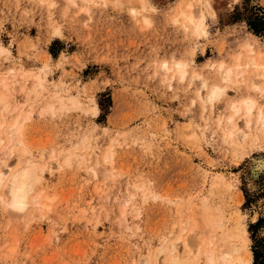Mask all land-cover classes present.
I'll list each match as a JSON object with an SVG mask.
<instances>
[{"label": "rangeland", "instance_id": "374dc122", "mask_svg": "<svg viewBox=\"0 0 264 264\" xmlns=\"http://www.w3.org/2000/svg\"><path fill=\"white\" fill-rule=\"evenodd\" d=\"M188 2L186 13L205 14L200 34L177 17ZM205 2L0 0V48L9 51L0 54V80L19 109L1 115L8 123L20 111L31 114L20 138L40 165L47 162L34 190L50 204L10 217L0 206V264H166L167 252L158 251L179 237L184 264L198 251V264H208L205 252L217 257L231 249L253 264L252 229L264 235V128L248 130L236 116L249 134L230 143L219 121L241 90L258 106L264 92L248 89L249 67L238 86L224 84L213 112L193 75L220 83L216 64L246 56L247 40L264 51L245 21L264 0H227L215 9ZM172 58L189 62L183 80L160 71ZM44 67V87H33ZM53 95L64 106L47 111ZM106 148L111 164L103 163ZM16 150L13 167L23 158Z\"/></svg>", "mask_w": 264, "mask_h": 264}, {"label": "bare ground", "instance_id": "6f19581e", "mask_svg": "<svg viewBox=\"0 0 264 264\" xmlns=\"http://www.w3.org/2000/svg\"><path fill=\"white\" fill-rule=\"evenodd\" d=\"M71 1L74 3V0H71ZM223 1H227V0H206L205 3H206L208 8L215 9V6H217V4H219L220 2H223ZM191 5H192L191 2H188L185 7H182L179 14L177 15V17H179V18L181 17V19H184L186 22H189L188 24H190V25L192 24L193 32L200 34L203 31V26H204V22H205V14H204L202 9L197 10L196 16L194 15L193 10H190V11H188L189 13H186V10H187L186 8L188 6L191 7ZM132 12L136 13L133 10H132ZM177 17L174 19L175 21H177L179 19ZM145 21H147V20L145 19ZM186 25H187V23H186ZM255 48H256L255 45L252 44L249 40H247L246 43L243 45V51L244 50L246 51V56L243 57L241 53H238L236 56L233 57V60H234V61L232 60L234 62L233 64H229L228 62H226L224 60L219 61L215 66V68L217 70H216V74H215L216 76L215 75L214 76L216 78L218 77V79L221 80L220 83H218L219 80H217L216 78H215V80H217V82L215 83L210 78L203 77V75H201L200 73H197V72L195 73V75H193V78L196 77V79L197 78L199 79V81L198 80L197 81L200 84H197V83L196 84H197V86L199 85L200 87L199 88L197 87L199 89V91L196 89L198 91V92L197 91L196 92L198 93L200 100L202 99L203 101H205V103L207 102L208 104H210L213 112H216L218 103H220L221 100L225 97V85L224 84L231 82V83H234L238 86L239 83L244 80L245 74L248 73L249 67L250 68L252 67L251 71L253 70L252 71L253 75L252 76L250 75L251 78L249 77L250 80H248V82H250V83L249 84L247 83L248 87H249V88L248 87L247 88L251 89L253 91L256 90L258 92H264V87L262 88L260 86L261 79L264 80V51L260 50V51L256 52ZM0 54L6 56L9 54V51L5 48H0ZM213 67H214V64L211 66V68H213ZM160 68H161L160 71H162L163 75L167 76L168 79H170L171 81L175 77L180 78L179 80H183V78L188 74L187 69L189 68V62L183 61L182 59H178V58L177 59L172 58L171 61H168V60L162 61L160 64ZM46 73H47L46 67L42 68L40 73L37 75H34V73H33L34 76H32V77L34 78V80L36 82V84H34L33 87L38 86V85L40 87H44V82H45L44 78H45ZM170 80H169V82H171ZM256 80H258V81H256ZM8 83H10V82H8ZM40 87H39V89L41 90ZM0 88H1V91H0V145L4 146L2 152L0 151V206L6 207L8 213H9V217L11 215H14L15 213L17 214L18 212L21 215L22 214L27 215L32 206H33V208H34V206H35V208L36 207L41 208V207H45V206L46 207L50 206V204H45L47 202L42 203L41 202L42 199L40 197L41 192L36 193V191L34 190L35 189V181H36V179H35L36 172H37L38 168L42 169V170L47 168V166L45 165V163H47V162L40 165L41 159H39V158H38V160L34 159V156L33 157L31 156L32 154L27 150L26 144L20 138L23 136L22 131L25 130V127L23 129V125L25 123L24 121L29 120L27 118H28V116L31 115L30 112H28V114H30V115H27V114H23V112L20 111V113H22V114L19 116V114H18L19 109L17 107L13 106L8 101V98H7L8 95H6V94H8L9 92L6 93V91H7V88L9 89L10 87H8V84H7V81L5 78L0 80ZM22 88H23V86H22ZM35 89L36 88H33L34 92H35ZM241 93H243V94L238 99L232 100L230 103H228L229 109L231 112H230V114L228 113V115L224 118V121H223V118L220 117L221 115L219 116L220 117L219 122L220 123L223 122L222 124L219 123L222 126L220 128H222V131H223L222 140L223 139L225 141L230 140V143H232L231 141H234L236 135H238L241 138V140L242 139L245 140L249 134L248 131H244V130L240 131L239 128L236 126V123H235L236 116L237 117L238 116L244 117L243 121H244L245 127L248 128V130L252 129V127L256 128V129H263L264 128V106H258L257 100L251 94L247 93L246 90L245 91L241 90ZM241 93H239V94H241ZM29 94H30V92H29ZM52 98H53L52 99L53 102H50L51 101L50 100V101H48V104H46L47 106L45 108L47 111H49V110L53 111L55 109L56 105H60L59 107L64 106L65 102L63 100H61V99L55 100L54 95L52 96ZM73 102H75V101H73ZM203 105H205V104H203ZM3 111L5 114H6V112H17L18 111V113H17L18 116L14 117V119H12L10 122L4 123V119H3L4 117H2V115H1V112H3ZM190 130H191V128H190ZM23 134H24V132H23ZM187 134H186V136H187ZM239 137H238V141L240 139ZM18 146L20 147V152L23 155L22 156L23 158H19V160L17 161L18 162L17 165L15 167H13L12 164L9 163L10 162L9 159L16 156L15 155L17 152L16 148ZM113 154L114 153H113L112 149L106 148V150L103 153V158H102L104 160L103 163L105 162V164L106 163L111 164L113 161ZM232 157H233V155H232ZM261 166L264 167V161H261ZM49 170H50V168H49ZM107 173L111 174L108 171H107ZM137 186L138 185H135V186H133V188L136 190H139L140 188L142 189V187H143V185H140V188L138 189ZM148 192H149L148 194H150L151 191H148ZM134 194H135L134 192L126 194V198L122 201L123 207L125 206L124 204H127V201L129 200V198L134 196ZM45 197H47V196H45ZM20 214H18V215H20ZM185 228H186V226L182 227V230H184ZM181 240H182V238L179 237L174 242H170L169 245L167 244L166 247H163L161 250L158 251V253L161 251L167 252V259L165 261L166 264H184L186 262V259L184 261L178 257V248H179ZM198 248H200V247H198ZM208 248L210 249V247H208ZM189 250H191V249H189ZM213 252H214V250H213ZM213 252H211V251L205 252V254L207 253L205 256H206V261L208 264H234V261L235 262L238 261V264H243L242 263L243 259H240V258L235 259L233 257V255L231 253L232 249H231V251H225L222 254L218 253L219 257L218 256L214 257ZM219 252H220V250H219ZM191 253H194V251L193 252L190 251V254ZM198 253H199V251L197 253H194L193 255H191L193 257V259L196 258V260H197ZM188 259H190V258H188ZM196 260L192 261V264H198V261H196ZM221 260H222V263H219Z\"/></svg>", "mask_w": 264, "mask_h": 264}, {"label": "trees", "instance_id": "16d2710c", "mask_svg": "<svg viewBox=\"0 0 264 264\" xmlns=\"http://www.w3.org/2000/svg\"><path fill=\"white\" fill-rule=\"evenodd\" d=\"M248 29L255 35L262 37L264 40V7L253 6L250 14L245 18ZM260 219L250 227L256 228ZM251 237L253 239L252 253L253 264H264V235L256 238L255 231L252 229Z\"/></svg>", "mask_w": 264, "mask_h": 264}]
</instances>
